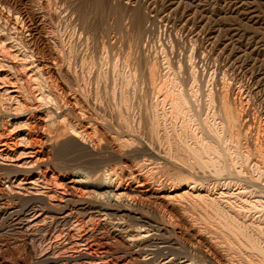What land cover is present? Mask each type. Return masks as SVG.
Instances as JSON below:
<instances>
[{
  "label": "bare ground",
  "instance_id": "6f19581e",
  "mask_svg": "<svg viewBox=\"0 0 264 264\" xmlns=\"http://www.w3.org/2000/svg\"><path fill=\"white\" fill-rule=\"evenodd\" d=\"M72 1L0 0V232L23 236L24 239L19 238L23 240L21 246L29 252L32 258H29L30 262L34 264H71L76 261L80 264H194L192 259L178 258L172 251L173 242L164 237L171 231L157 214L148 211L143 202L145 191L142 188H146L148 182L142 172L145 165L134 166L126 162L141 155L140 149L143 147L123 113L129 102L128 96L123 94H128L125 91L129 88L125 86L131 74H125L126 85L120 88L122 95L117 99L118 110L109 119L102 105V90L96 89L93 96L84 93L81 84L77 85L71 75L70 65L73 61L68 60L70 65L64 66L67 59L64 60L63 56L66 55L51 52L47 42L50 35L47 21L53 19L51 10L63 6L72 10ZM81 1L87 3L86 0ZM107 1L88 0V3L91 8L102 10ZM139 1L131 7L127 5L126 10L112 1L110 5L107 4L111 14L116 17L115 24L122 26L126 19L130 20L140 41L150 29L146 25L149 21L147 7ZM84 18L82 21L86 24ZM139 48L141 50V46ZM166 58V68L170 71L166 77L170 78L172 90L177 88L174 90L176 95L170 98L168 95H161L160 98L162 86L156 83L157 64L146 62L150 78L157 86L156 91L158 89L153 116L149 113V131L158 137L160 128H163V124L165 126L171 115L177 116L178 120L182 118L183 132L187 137L188 123L196 116L192 101L199 92L196 89L197 65L190 64L192 79L197 84H192L189 96L182 89L184 86H179L172 62ZM190 60L193 62L192 58ZM227 90L216 94L209 88L204 93L206 108L211 107L212 110L219 102L220 110L218 113L216 109L205 111L207 114L201 118L199 134L195 132L194 137L190 132L195 138L193 146H188V140H180L182 145H186L179 160L191 164L186 163L191 169L196 165L200 170L211 168L213 174H222L223 170L229 169L227 165L231 166L232 161L235 163V151L232 150L239 143L241 131L237 129L239 116L231 105ZM113 93L115 96L116 89ZM163 129V136L168 141L170 130H167V125ZM143 153L155 155L156 159L169 160L165 158L167 155L163 157L157 154L152 146L145 147ZM191 174L180 171L179 177L187 180ZM193 183L204 186L205 180L195 175ZM188 193L191 194L188 191L169 197H188ZM193 197L211 207L216 217L217 214L222 215L220 218L223 217V221H220L224 223V233L245 251L252 252L259 264H264L263 245L251 238L245 227L240 225L238 216L230 213L232 211H221L216 198L209 194L200 193ZM3 258L0 256V264H10Z\"/></svg>",
  "mask_w": 264,
  "mask_h": 264
},
{
  "label": "rangeland",
  "instance_id": "374dc122",
  "mask_svg": "<svg viewBox=\"0 0 264 264\" xmlns=\"http://www.w3.org/2000/svg\"><path fill=\"white\" fill-rule=\"evenodd\" d=\"M80 1H72V10L71 8L67 10L64 6L54 7L51 10L53 19L47 21L51 22L50 25L46 23L49 26L47 32L50 33V35L47 33L49 36L46 35L47 42L51 52L66 55L63 56L64 60L67 59L64 66L70 65L69 61H73L70 65L71 75L76 79L77 85L81 84L84 93L93 96L96 89L102 90V105L105 106L109 119L118 110L117 102L122 95L120 88L122 86L129 88L125 91L128 94H123L129 99L123 113L130 122L131 128H134L132 133L137 136L138 143L143 147L140 149L141 155L133 157L134 159L129 158L126 162L134 166L145 165L142 172L148 182L147 187L142 188V191H145L143 202L148 211L157 214L156 216L161 218L171 231L164 237L170 238L173 242L172 251L177 257L179 256L178 258L192 259L194 264H259L256 257L251 255L252 252L245 251L240 244L234 243L235 240L224 233V223L220 221L222 215L217 214L216 217L214 215L216 212L211 207L204 202L203 204L199 199L195 200L193 196L201 193L216 198L220 210L232 211L230 213L238 216L240 225H243L251 238L264 248V0H138L147 7L149 21L146 25L150 29L140 41L130 20L126 19L122 26L116 25V17L111 14L108 7L112 1L113 4H121V8L124 7L123 10H126L127 5L131 7L137 0H108L102 10L91 8L88 0L87 3ZM81 17L86 19V24H83ZM166 57L169 58L170 63L172 62L173 71H176L175 74L180 82L178 84L184 86L182 89L185 93L190 96L191 87L197 84L192 79L190 64L197 65H195L198 72L197 82L200 84H197L199 88L196 87L199 89L196 93L198 97L195 95L192 101L195 103L197 113H194L197 117L195 116L188 123V138L183 132L182 118L178 120L177 116L170 115V120L165 124L168 126L167 130H170L168 141L163 136L164 124L163 128H160L161 134H158V137L149 131L151 126L149 119L154 110L158 89L156 91L157 86L151 80L148 64L146 65V62L157 64L156 83L159 82L163 92H160V98L161 95H168L170 98L176 95L174 90L177 88L172 90L170 78H167L170 71L168 67L166 68ZM125 74L133 76L128 79L130 81L127 82L128 85L124 81ZM70 77L69 74L68 78ZM209 88H212L216 94L228 89L231 105L239 116L237 129L240 128L241 131L239 143L232 150L235 151L234 155H237L236 157L233 155L235 163L232 161L231 166L227 165L230 170L225 167L227 169L223 170L225 173L222 171V174L217 173L218 175L213 174L211 168H205V171L202 168L200 170L196 165L193 166L194 171L187 165L188 162L186 164L185 161L179 160L183 157L181 151L186 145H182V142L188 140V146L194 145L192 143L195 138L192 136L196 137L195 132L199 134L201 118L211 110V107L206 108L204 94ZM218 103L211 111L216 109L218 113L221 108ZM168 107L167 104V110L170 108ZM190 132H193L192 136ZM144 146L147 148L152 146L157 154L163 157L167 155L165 158L168 157L169 160L156 159L155 155H145ZM180 171L184 174L191 172L192 176H188L187 180H181ZM195 175L205 180L204 186L199 183L195 186L193 183ZM187 190L191 193H188V197H169L188 192ZM225 213L223 214L226 215ZM0 233L2 234H0V256L4 257L3 259L10 264H34L32 260L30 262L29 252L21 246L23 236L7 231ZM18 240L21 244H18ZM76 262L71 264H80L79 261Z\"/></svg>",
  "mask_w": 264,
  "mask_h": 264
}]
</instances>
